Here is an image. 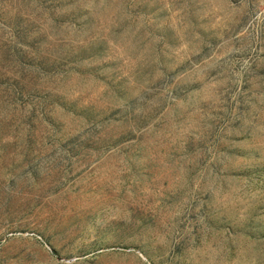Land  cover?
Here are the masks:
<instances>
[{"label":"rangeland","instance_id":"obj_1","mask_svg":"<svg viewBox=\"0 0 264 264\" xmlns=\"http://www.w3.org/2000/svg\"><path fill=\"white\" fill-rule=\"evenodd\" d=\"M0 264H264V0H0Z\"/></svg>","mask_w":264,"mask_h":264}]
</instances>
